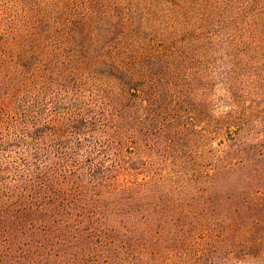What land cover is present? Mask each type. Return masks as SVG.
Wrapping results in <instances>:
<instances>
[{"label": "rangeland", "instance_id": "rangeland-1", "mask_svg": "<svg viewBox=\"0 0 264 264\" xmlns=\"http://www.w3.org/2000/svg\"><path fill=\"white\" fill-rule=\"evenodd\" d=\"M171 1L168 92L137 133L83 60L136 0H0V264H264V0ZM31 39L42 76L9 84Z\"/></svg>", "mask_w": 264, "mask_h": 264}, {"label": "trees", "instance_id": "trees-1", "mask_svg": "<svg viewBox=\"0 0 264 264\" xmlns=\"http://www.w3.org/2000/svg\"><path fill=\"white\" fill-rule=\"evenodd\" d=\"M127 2L132 3L133 0ZM178 2L181 3L182 0ZM27 5L30 3L26 2L25 6ZM172 6L174 5L171 0H136L135 7L129 8V25L125 38L113 46L110 54L101 61L90 56L83 59L89 65V71L103 75L125 94V98L122 95L123 99L117 103L124 104L120 109L121 113L132 116L134 132L137 133H142L144 126L149 131L154 130L157 123L154 115L165 102L168 92V87L163 81L165 68H170L172 64L170 47L167 45L169 8ZM26 13L28 19L32 20L31 23L35 25L37 35L43 34V23L34 20H39L44 11L36 14L29 10ZM35 45L36 41L33 39L24 44L31 53L27 51L21 53L17 61L18 68L9 74V84L20 86L41 78V73L33 66L41 62L37 61L39 55L35 53ZM98 68L102 70L97 71ZM139 112L146 118L134 123ZM120 117L121 120L124 119Z\"/></svg>", "mask_w": 264, "mask_h": 264}]
</instances>
